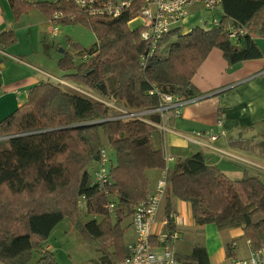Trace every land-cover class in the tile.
Instances as JSON below:
<instances>
[{
  "label": "trees",
  "instance_id": "obj_1",
  "mask_svg": "<svg viewBox=\"0 0 264 264\" xmlns=\"http://www.w3.org/2000/svg\"><path fill=\"white\" fill-rule=\"evenodd\" d=\"M9 2L15 22L32 10L49 20L61 12L64 17L59 23L79 22L92 31L96 42L78 52L82 62L73 64L64 52L58 68L67 80L135 111L157 110V93L183 101L198 97L192 78L213 49L221 52L229 66L261 57L251 33L257 32L261 22L264 0H222L216 28H194L182 34L180 24L175 25L156 42L152 55L151 45L141 40L139 27L127 25L134 18L135 5L119 18H110L90 17L72 0ZM228 28L242 29L245 34L232 42ZM16 41L14 32L0 33V50ZM149 117L157 120L155 115ZM153 130L140 119L110 117L105 104L82 93L64 92L52 82L28 89L26 102L0 121V138H6L0 141V195L9 196L0 203L10 207L5 210L0 205V263L29 264L36 252L40 255L37 264H56L43 247L64 219L87 236L109 264L122 261L127 250L121 222L150 193L145 172L166 168L162 153L153 147ZM101 135L113 150L115 163L109 156L108 184L98 190L91 182L94 162L104 148ZM166 181L167 198L188 204L197 226L211 224L220 232L241 229L252 250L264 245V182L259 177L245 174L238 181L230 180L196 153L167 169ZM80 196L99 221L83 222L77 207ZM109 201L115 204V219L114 211L106 208ZM169 208L166 203L164 245H169L174 232ZM174 256L178 264H208L206 250L199 244L187 255ZM225 257L235 258L231 245H225Z\"/></svg>",
  "mask_w": 264,
  "mask_h": 264
},
{
  "label": "crops",
  "instance_id": "obj_2",
  "mask_svg": "<svg viewBox=\"0 0 264 264\" xmlns=\"http://www.w3.org/2000/svg\"><path fill=\"white\" fill-rule=\"evenodd\" d=\"M25 1L54 3L57 0ZM216 16L219 18V11L196 5L180 23V31L185 34L194 28L214 29L218 26L214 22ZM260 17L257 32L251 33L260 58L229 66L221 52L213 49L192 78L198 97L184 102L178 115L172 111L160 113L152 110L144 117L154 127L153 147L162 153L164 160L173 158L166 163L168 169L184 158L201 153L210 165L217 167L230 180L238 181L247 174L264 182V9ZM52 30L49 18L37 10L22 14L15 22L9 0H0V33L12 31L17 39L15 45L0 50V121L26 102L28 89L50 82L47 59L51 58L53 48L62 42L59 32L52 36ZM152 115L157 117L156 121L149 117ZM221 115L224 136H219L220 129L216 126ZM210 130L218 136L214 142L205 135L196 136ZM154 171L159 177L161 170ZM149 172L147 170L145 174ZM166 203L170 205L169 215L174 226L172 234L177 235L176 239L171 237V242L186 236L192 241L187 253L174 254L187 255L193 245L199 244L206 250L208 264H230L234 259L250 255L251 246L241 229L220 232L211 224L197 226L192 220L189 205L167 196L155 220V228L162 234L167 236L164 224ZM242 241L247 252L244 257L238 255ZM225 245L234 248V259H226ZM167 246L164 245L165 248ZM45 251L51 252L49 245Z\"/></svg>",
  "mask_w": 264,
  "mask_h": 264
},
{
  "label": "built area",
  "instance_id": "obj_3",
  "mask_svg": "<svg viewBox=\"0 0 264 264\" xmlns=\"http://www.w3.org/2000/svg\"><path fill=\"white\" fill-rule=\"evenodd\" d=\"M71 1V0H68ZM222 0H72L76 8L88 16H104L110 18H119L128 9L136 6L134 18L127 22L130 27L133 22H140V37L141 40L148 42L150 47L149 55H152L156 42L160 38L168 33V31L175 25L180 24L189 15V10L199 5L204 9L210 11H219V7ZM64 17L63 13L55 12L52 15L50 22L53 25L51 35L54 36L58 31L56 27L59 21ZM70 21H73V17H69ZM214 22L218 25V18H214ZM245 31L242 29L228 28V37L234 39L238 35H244ZM1 53V51H0ZM86 55L83 56V59ZM59 82V81H58ZM156 91H150L149 94H153ZM160 106L157 110L160 113L166 111H172L175 115L179 114V107L187 101L181 100L178 96L160 94ZM105 104L104 101H100ZM115 103V102H114ZM107 107L117 109L111 102L107 103ZM119 110V109H117ZM150 111H134L129 113L122 111L123 116L115 118L126 119L136 118L144 122H147L144 117L150 113ZM144 116V117H143ZM222 118L219 116L216 121V126L220 129L219 136H224L225 132L222 129ZM207 136L212 142L216 141L218 136L213 131H207L205 133H197V137ZM173 158H165V162L172 161ZM110 159L108 152L103 148L99 151V157L94 162L92 185L102 190L105 185L108 184V172H109ZM160 171V177L157 180L155 190L150 192L146 199L136 203L132 208V214L129 217V227L133 230V241L126 245L127 254L125 258L118 264H178L174 253L164 247L166 235L162 234L160 230L156 229V214L157 211L165 199L168 183L166 181V170ZM107 194V193H106ZM85 204L84 196L79 198V206ZM106 208L109 212H113L115 204L109 201L106 204ZM164 224H167V219H164ZM172 239H176L177 235L172 234ZM164 247V248H163ZM230 264H264V245L257 250H251L250 255L244 259H234Z\"/></svg>",
  "mask_w": 264,
  "mask_h": 264
},
{
  "label": "rangeland",
  "instance_id": "obj_4",
  "mask_svg": "<svg viewBox=\"0 0 264 264\" xmlns=\"http://www.w3.org/2000/svg\"><path fill=\"white\" fill-rule=\"evenodd\" d=\"M191 10V9H190ZM189 10V14H190ZM140 26V22H133L130 25V29H136ZM58 28V32L61 37L62 42L53 48L52 56L50 59H47V73L49 74L48 80L52 82L54 85L59 87L64 92L75 91L79 94L87 96L93 101H104V103H112L117 109L109 108L110 117H118L123 116L122 111H127L129 113L134 112L135 110L126 108L124 103H114V101L104 100L98 93L92 92L87 87L74 83L72 81L64 78V74L58 68V60L63 55L64 52L68 53L72 57L73 64L79 65L81 61V54H78L79 51L88 50L95 42L96 38L92 31L86 28L79 22L74 23H59L56 25ZM232 42L234 40L230 39ZM62 50V52L60 51ZM57 80V81H56ZM59 81V82H58ZM144 117V116H143ZM5 140L4 138H2ZM0 138V141H2ZM101 144L104 149L108 152L111 161L113 164L115 163V156L113 150L110 149L106 138L101 135L100 136ZM80 147L78 144L73 150H76ZM155 170V169H154ZM154 170H149V174L146 175L148 190L150 192L155 190V186L159 177ZM9 197L5 192L0 195V200L3 201L5 198ZM14 204H17L16 199L10 197ZM3 209H10V207L4 202L0 203ZM77 207L80 211V216L83 222H89L93 219L100 220V218L93 217L88 210V206L86 204L79 206V199H77ZM116 211L111 214L112 218L115 219ZM130 218H125L121 222V228L124 229V244L129 242L130 238H133L132 229L129 227ZM188 237H184L183 239L177 240L175 242H169V246L166 247L172 253H187L189 251V247L192 244L191 240L187 239ZM49 245L51 248V253L56 261V264H109L108 258L99 250L95 248V246L89 241L87 236H82L80 232L72 228L71 224L67 220H62L58 225L54 227L51 231L45 245V247ZM126 246V245H125ZM239 254L241 257L247 255L246 248L244 247V242L239 243ZM39 254L36 252H32V260L29 264H37L39 259ZM1 264V263H0Z\"/></svg>",
  "mask_w": 264,
  "mask_h": 264
},
{
  "label": "water",
  "instance_id": "obj_5",
  "mask_svg": "<svg viewBox=\"0 0 264 264\" xmlns=\"http://www.w3.org/2000/svg\"><path fill=\"white\" fill-rule=\"evenodd\" d=\"M61 52H62V50H60ZM108 119H106L105 121H107ZM111 120V119H110ZM96 123H98V122H96Z\"/></svg>",
  "mask_w": 264,
  "mask_h": 264
}]
</instances>
